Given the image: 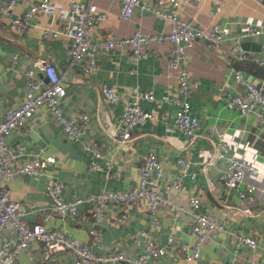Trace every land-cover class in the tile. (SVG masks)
Here are the masks:
<instances>
[{
	"label": "crops",
	"instance_id": "0c3cea01",
	"mask_svg": "<svg viewBox=\"0 0 264 264\" xmlns=\"http://www.w3.org/2000/svg\"><path fill=\"white\" fill-rule=\"evenodd\" d=\"M214 1L187 2L179 10L181 16L196 25L217 21L225 28L226 34L221 50L208 46L202 39H196L186 47L188 98L199 123L197 134L193 136L185 135L174 124L176 106L162 99L169 91H177L175 70L167 66L165 59L170 46L168 39L153 41L151 53L139 58L131 57L129 50L120 47L99 48L95 52L94 68L86 72L82 62L70 60L67 35L47 36L39 26V23L51 22L61 27L58 15L53 18L35 13L24 33L12 29L8 17L0 15V119L7 106L22 101L28 79L26 69L33 67L39 76L42 74L39 67L42 60H49L63 74L66 94L59 100L62 112L71 115L78 110L86 111L87 134L98 141L102 152L97 157L98 165L90 169L89 150L66 134L52 107L46 103L39 105L23 126L7 133L4 136L7 147L14 150L17 141L25 144L22 157H30L38 145L55 157L37 174L19 173L8 180L9 195L24 208L27 223L42 222L47 227L63 228L66 234L88 241L95 252L119 249L134 257L143 249L139 229L150 227L147 200L127 206L124 215H121V207L110 201L104 216L95 222L89 215L87 204L79 205L77 215L57 212L51 205L49 181L55 179L59 183L60 195L65 199L103 189H126L136 182L145 153L154 150L163 169L159 177L160 191L168 195L171 202L177 203L185 201V196L167 191L166 185L181 172L178 156L183 155L190 159L191 173L182 174V185L187 192L201 195L198 209L219 212L223 205L229 206L228 226L254 235L259 244L255 248L245 244L235 246L228 230H217L203 240L199 256L192 263L179 250V245L193 242L189 212L173 206H160L158 220L150 227L154 240L165 246L159 261L166 264H248L254 259L256 264H264V125L253 111L239 113L236 107L218 97L222 89L235 93L241 88V83L233 76L232 66L242 68L248 79L261 84L264 89V61L250 58L239 61L231 57L230 63L226 57L232 35L245 30L250 23L261 27L262 31L244 38L246 42L242 46L248 53L259 52L264 44V2L224 0L221 9L214 13ZM68 3L69 0H53L58 14H67ZM96 3L104 17L95 22L92 39L127 35L137 27L146 32L169 29L167 20L140 6L134 8L129 18H123L119 14L120 0H96ZM26 7L27 3L17 0L13 13H21ZM105 85L115 87L120 94L118 101L109 103L104 99L101 88ZM134 85L141 92L153 91L154 99L140 94L137 101L154 116L135 124L130 137L121 139L117 120L125 100L132 97ZM217 136L228 138L230 153L245 155L258 170L254 173L245 171L243 179L232 187L218 178L219 169L225 165L223 159L216 161L218 168L210 166L204 171L199 161L209 156V137ZM247 183H254L256 187L240 197L239 192L245 190ZM91 226L98 228L99 239L96 241L89 233ZM169 234L176 245L167 244ZM73 257L67 248L46 255L43 243L33 241L27 250L16 255L14 264H71ZM114 264L134 263L122 260Z\"/></svg>",
	"mask_w": 264,
	"mask_h": 264
},
{
	"label": "built area",
	"instance_id": "2783aa9c",
	"mask_svg": "<svg viewBox=\"0 0 264 264\" xmlns=\"http://www.w3.org/2000/svg\"><path fill=\"white\" fill-rule=\"evenodd\" d=\"M16 1L1 0L0 2V15L8 17L9 26L19 33H24L35 13L48 14L53 18L58 15L61 27L51 22L39 23V26L43 30V34L47 36L67 35V52L70 60L82 62L86 72L94 68L96 63L95 52L99 48L120 47L129 50L131 57L139 58L151 53L150 44L153 41L168 39L170 46L165 59L167 66L175 70L177 91H169L163 95L162 99L176 106L173 114L174 124L187 136L197 134L198 118L192 112L188 98L190 84L188 80L189 71L186 66V47L196 39H202L208 46L221 50L226 37L225 28L217 21H211L208 25H196L190 19L179 14L184 3L196 2L197 0H120L119 14L121 17L129 18L134 8L140 6L167 20L169 29L167 31L146 32L137 27L127 35H108L98 39H92L91 32L95 22L103 19L104 12L98 8L96 0H69L67 14L60 12L58 14L53 0H21L27 3V7L21 13H13ZM257 1L261 4L264 2V0ZM224 2V0L214 1V13L221 9ZM261 31V27L250 23L245 30L233 34L229 53L226 56L228 62L231 63V57L239 61L250 58L263 62L264 44L259 52L252 53H248L242 46L244 38ZM39 67L42 69L43 75L37 76L33 67L26 69L28 79L22 101L17 105L7 106L4 117L0 119V264H14L16 255L27 250L33 241L43 243L46 255L57 249H70L74 254L71 264H114L116 261L122 260L134 264H166L159 261L160 256L165 252V246L154 240L150 230V227L154 226L158 220L160 206H173L186 209L189 212L188 224L194 236L193 242L191 245L187 243L179 245V250L185 259L192 263L199 256L203 240L217 230H228L234 239L235 246L240 244L248 245L251 248L258 246L259 243L254 235L240 232L228 226L229 216L227 212L230 209L229 206L223 205L219 212H204L198 209L201 195L187 192L182 185V174L191 173L189 170L190 159L187 156H178L181 172L173 177L170 184L166 185L167 191L182 194L186 198L185 201L180 200L174 203L171 202L172 200L168 198V195H163L160 191L159 181L163 169L154 150H148L145 153L136 182L126 189H103L85 196L75 195L65 199L60 195V185L55 179H51L48 185V192L52 199L51 205L57 212L77 215L79 205L87 204L90 211L89 215L95 222L104 216L110 201L119 205L122 210L121 215H124L127 206L147 200V210L151 215L150 227L139 229L143 249L134 257L126 255L119 249L95 252L88 241H82L66 234L63 228L47 227L42 222L27 223L24 218V208L9 195L8 180L19 173L37 174L48 162L54 161L55 157L51 153H45L42 145H38L31 152L30 157H22L26 151L25 144L17 141L14 150L7 147L4 142V136L7 133L23 126L35 109L42 103H46L52 107L66 134L79 140L83 148L89 150L88 167L90 169L98 165L97 157L102 155L98 141L87 134L88 113L84 110H78L71 115H65L60 108V97L66 94L63 74L59 73L55 65L49 60H42ZM232 68L233 76L241 83V88L235 93L222 89L218 97L224 98L228 105L236 107L239 113L253 111L257 119L264 125V89L262 85L248 79L242 68L238 66H232ZM101 90L104 99L109 103L116 102L120 98V94L113 86L105 85ZM131 90L132 97L125 100L117 120L121 139L130 137L135 124L154 116L152 111L142 108L137 101L140 94L147 99H154L153 91L146 89L141 92L137 85L132 86ZM209 139L211 141L209 156L199 162L205 171L210 166L218 168L216 161L223 159L225 165L219 169L218 178L225 185L235 186L243 179L245 171L254 173L258 170V167L249 162L245 155L236 156L230 153L231 141L228 138L217 136L216 138L209 137ZM209 181L211 182L210 179ZM255 187L254 183H247L245 190L239 192L240 197H243L246 191L254 190ZM89 233L92 235L93 241L99 239L96 226H91ZM12 234L15 237H11ZM166 241L170 246L176 245L172 234L167 236ZM43 264L48 263L44 262ZM248 264H256V261L252 259Z\"/></svg>",
	"mask_w": 264,
	"mask_h": 264
},
{
	"label": "water",
	"instance_id": "95a60500",
	"mask_svg": "<svg viewBox=\"0 0 264 264\" xmlns=\"http://www.w3.org/2000/svg\"><path fill=\"white\" fill-rule=\"evenodd\" d=\"M246 42L245 40H242V43Z\"/></svg>",
	"mask_w": 264,
	"mask_h": 264
}]
</instances>
